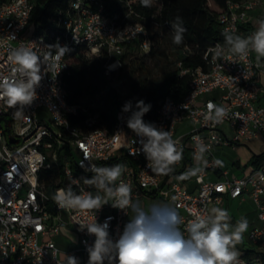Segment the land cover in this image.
Returning <instances> with one entry per match:
<instances>
[{"label":"built area","instance_id":"built-area-1","mask_svg":"<svg viewBox=\"0 0 264 264\" xmlns=\"http://www.w3.org/2000/svg\"><path fill=\"white\" fill-rule=\"evenodd\" d=\"M262 2L264 0H226L225 9L216 16L219 31L223 33L229 29L239 35L240 26L251 24V11ZM33 6L34 0L0 2V75L9 73L8 52L21 43L35 42L44 52L47 51L44 46L59 42L71 51L62 59L61 64L66 63V66L56 77L55 73L44 75L37 89L38 98L26 107L24 118L14 119V109L0 101V264H66L65 254L74 255L80 264L87 263L86 248L93 244L95 237L87 235L86 230L79 231L76 223L81 219L91 220L93 213L84 215L77 210L60 209L52 199L71 179L81 182L73 186L77 192L85 189L96 194L94 188L83 184V178L92 176L80 165L82 161L88 164L86 157L97 166L124 160L122 165L126 170L122 179L131 186L133 199L159 195L177 210L182 219L180 231L185 235L187 224L195 214L210 210L211 204H221L222 193L232 199L250 198L258 223L250 228L247 238L256 245L257 255L247 259L243 257V250L239 264H261V254H264V160L249 173L233 176L227 168L215 163L218 159L212 155V149L215 146L234 147L264 134V105L256 104L261 94L257 77L264 73V59L258 64L255 54L249 53L244 59L234 57L235 62L213 61L211 49L217 44L224 45L214 41L205 50L203 68L187 66L182 60L177 62L178 74L189 78L187 91L180 99L165 96L156 116L144 121L169 130L192 158L195 153L192 137L195 135L210 145V151L205 155L207 165L203 172L195 176L196 191H189L179 180H169L167 188H161L166 176L148 169L142 152L130 155L140 147V138L126 124L130 114L118 110L112 129L100 122L97 112L70 123L69 116H75L78 109L66 101L62 80L69 56L78 46H86V54L97 55L104 50L108 54L107 72L113 65H119V57L127 45H137L147 52L153 42L151 34L161 28L173 33L168 21L161 23L155 18L163 7V0H151L147 7H152L154 12L150 16L137 9L144 6L141 0H70L64 9H58L48 19L50 42L43 33L27 32ZM146 20L151 29L146 26ZM209 102L229 110L223 123L212 126L203 122L201 114L207 111ZM40 108L49 112L48 121L37 117ZM187 121L192 123L191 127L178 134L177 126ZM223 126H228L231 132ZM53 169L61 171L64 183H60V175L56 177L51 181L52 194H48L47 182L52 178ZM207 169L218 170L222 179L206 180ZM126 211L127 214L109 203L96 212L97 222L109 224L110 238L115 240L122 233L131 210ZM64 229H70L76 236L75 246L68 250L60 249L51 237Z\"/></svg>","mask_w":264,"mask_h":264},{"label":"clouds","instance_id":"clouds-1","mask_svg":"<svg viewBox=\"0 0 264 264\" xmlns=\"http://www.w3.org/2000/svg\"><path fill=\"white\" fill-rule=\"evenodd\" d=\"M144 6H150L151 0H141ZM173 43H183L186 29L180 17L171 24ZM224 45L217 44L211 49L213 61L235 62L234 57L244 59L254 53L257 63L264 59V19L258 21V27L246 37L235 34L234 30L225 29L222 33ZM14 38V37H13ZM47 51L41 52L35 42L8 52L10 71L0 75V101L14 109V119L24 118L26 107L31 106L38 98L37 89L41 86L44 75L60 73L65 64L62 59L71 49L59 42L46 45ZM246 78V77H245ZM151 105L138 100L133 106L127 101L122 107L127 116L126 124L137 137L139 148L130 155L141 152L147 160V168L157 175H170L175 166L183 159V149L169 130L157 127L154 123L145 122L143 117L150 111ZM205 124H221L229 115V110L213 102L207 104V111L201 114ZM195 146L194 159L196 166L187 169L178 179L187 180L202 173L207 165L205 155L210 145L195 135L192 137ZM88 164L80 163L85 171L91 172V178H83V184L94 188L96 194L85 189L77 192L75 186L80 180L71 179L68 186L58 189L52 199L60 209L77 210L86 215L93 213L91 220L81 219L76 224L79 231L86 230L87 235L94 236L92 245L87 246V264H239L237 245L243 240L248 229V220L241 218L235 225L226 209L212 207L205 213H197L187 224V235L180 231L182 222L177 210L169 205L157 203L145 208L139 200H134L132 188L125 183L122 176L125 166H97L86 157ZM222 166V161H215ZM102 193V194H101ZM111 204L113 208L127 209L133 213L117 239L110 238L109 224L99 223L96 212L103 206ZM85 244L87 242L85 241ZM66 264H80L74 255H66Z\"/></svg>","mask_w":264,"mask_h":264},{"label":"trees","instance_id":"trees-1","mask_svg":"<svg viewBox=\"0 0 264 264\" xmlns=\"http://www.w3.org/2000/svg\"><path fill=\"white\" fill-rule=\"evenodd\" d=\"M4 1L6 0H0V2ZM225 1L163 0V7L155 15V18L161 23L168 21L170 26L177 17L181 18L183 27L186 29L181 45L186 51L182 52L179 59L185 65L203 68L205 65L203 56L209 44L214 41L224 44V37L219 31L216 16L225 9ZM69 2L70 0H34L27 32L43 33L48 42H50L48 19L58 9H64ZM137 9L149 16L154 12L152 7L139 6ZM144 22L151 29L150 22L148 20ZM240 27L244 28L242 25ZM157 31L151 34L153 42L147 52L140 50L137 45H127L124 53L119 57V66L121 68L124 67L126 63L125 58L131 56V61L138 62L137 68L141 73L145 74L147 68L144 58L154 53V40ZM86 52V46L81 45L76 47L69 56L68 69L62 80L66 92V101L71 105L77 106L78 109L75 116H69L70 123L82 120L88 113L97 112L100 122L105 127L112 129L116 112L122 109L125 102L132 101L134 106L141 99L146 104L151 105L150 111L143 117V120H147L156 116L160 102L165 96L180 99L187 91L189 78L187 76H180L177 69L167 67L162 71L160 79L153 82L147 80L146 73L141 78V90L137 91L130 99H123L114 88L109 86L108 75L105 73L108 54L102 50L99 54L88 58ZM138 53L140 56H136ZM103 89L106 90V95L99 106H91L85 103L88 98H95ZM262 159H264V152L253 154L249 160V164L256 167ZM183 160L184 162L188 160L186 150H183ZM59 175L61 179L60 183H64L61 171L54 170L51 180L47 182L48 194H52L51 181ZM256 255L257 251L255 249H246L243 253V257L247 259H252ZM261 259V264H264V254H261Z\"/></svg>","mask_w":264,"mask_h":264},{"label":"rangeland","instance_id":"rangeland-1","mask_svg":"<svg viewBox=\"0 0 264 264\" xmlns=\"http://www.w3.org/2000/svg\"><path fill=\"white\" fill-rule=\"evenodd\" d=\"M172 38L173 33L167 29L161 28L157 31L156 38L154 40V53L151 56L144 58L147 68V70H145V74L147 73L146 76L149 82L159 80L162 71L167 67L176 69L177 62L180 60L179 57L181 56L182 52L186 51L181 44H174ZM87 56L88 58H92L95 56V53L89 52ZM136 56H140V54L138 53ZM131 59V56H127L125 58V66L122 68L117 65L112 69L107 70V72L105 71V73L108 75L109 86L114 88L117 94L123 99H130L134 94H136L137 91L141 90V78L145 76V74L141 73V71L137 68L138 62H134L133 60L131 61ZM111 70H113V72L110 73ZM105 95L106 90L103 89L95 98H88L85 103L88 105L90 104L91 106H99ZM37 117L45 122L50 118V114L45 108H40L37 112ZM190 125H192V123H190ZM239 146H243L245 148L244 150L247 151L249 147L253 153H260L264 151V147L260 145L258 140L248 141L244 145L235 144V149ZM242 152L226 148L221 152V156L227 161H232L238 156L242 157ZM134 200H139L142 206L145 208H148L153 204L161 203V197L159 195L156 197H137L134 198ZM217 207L226 209L229 212L231 217L230 223L232 225H235L236 222L241 218H246L248 220V229L243 234L242 242L236 247L240 254L247 248L254 249L256 246L247 238L250 228H252L255 223H258V221H255L253 215L254 208L252 202L248 199L241 202L239 200L224 199L223 202ZM132 215L133 213L131 212V217ZM51 237L57 246L62 250H68L75 246V238L74 234L72 233H69L67 237L60 234Z\"/></svg>","mask_w":264,"mask_h":264},{"label":"crops","instance_id":"crops-1","mask_svg":"<svg viewBox=\"0 0 264 264\" xmlns=\"http://www.w3.org/2000/svg\"><path fill=\"white\" fill-rule=\"evenodd\" d=\"M251 16H252V20H251V24L250 25H245L244 28H242V31L239 35L241 36H248L249 32H254L256 30V28L258 27V21L261 19H264V2H262V4L260 6H258L255 10L251 11ZM248 29H247V28ZM245 29H247V31H245ZM257 81L259 82L260 86H261V94L259 95V97L256 100V104L258 105H264V73H260L259 76L257 77ZM191 127L189 122H183L181 124H179L177 126V133L178 134H182L184 132H186L189 128ZM223 129L226 130L228 133L231 132L230 128L228 126H223ZM251 140H258V142L260 143V145L262 147H264V134H261L258 138H253V139H249L246 141L241 142L239 145H244L246 142L251 141ZM226 148H230V149H234V150H238L239 152H242V157L238 156L237 158H235L232 161H227L226 159L222 158L221 156V152L226 149ZM245 148L243 146H239L238 148L235 149L234 147H225V146H215L212 149V155L218 159L219 161H222V167L223 168H227L229 171L230 175L233 176H241V175H245L247 173H249L252 169H254V165L249 164V160L251 159L253 154H260V153H253L251 152V149L248 147V151L244 150ZM245 151V152H244ZM186 156L188 157V160L186 162H184V160L182 159L181 163L175 166V170L172 174L167 175L165 177V179L163 180V182L161 183V188H167L168 185V181L169 180H179L181 183H183L186 188L189 191H196L198 189V184L195 180V176L191 177L190 179L187 180H180L178 179V177L183 174L187 169L192 168L194 166H196L197 161L191 157L190 152L188 150H186ZM206 159V157H205ZM264 160V159H262ZM125 161L122 160L121 162H116V163H124ZM115 163V164H116ZM205 179L209 180V181H220L222 179V175L220 174V172L218 170L215 169H207L206 175H205ZM222 202L225 199H232L229 198L226 194L222 193ZM145 196H152L151 194L145 195ZM250 200V198L248 197H243V198H235L233 200H239L241 201H245V200ZM221 202V203H222ZM252 202V201H251ZM161 203H165L168 204L166 201L161 200ZM253 204V202H252ZM220 205V204H219ZM219 205H215V204H211L210 208L212 207H217ZM254 208V205H253ZM253 215L255 218V221H257L256 219V212H255V208L253 210ZM131 218V211H130V215L127 218V220L125 221L124 225H123V229L125 224L128 222V220ZM256 224V223H255ZM72 233L74 234V232H72L70 229H64L60 235L66 236ZM74 243L76 242V236L74 234ZM256 246V245H255ZM256 248V247H255ZM254 248V249H255ZM247 249H252V248H247ZM246 250V249H245ZM243 252V251H242ZM84 264H87L86 262H84Z\"/></svg>","mask_w":264,"mask_h":264},{"label":"water","instance_id":"water-1","mask_svg":"<svg viewBox=\"0 0 264 264\" xmlns=\"http://www.w3.org/2000/svg\"><path fill=\"white\" fill-rule=\"evenodd\" d=\"M11 141H13V140L11 139Z\"/></svg>","mask_w":264,"mask_h":264},{"label":"bare ground","instance_id":"bare-ground-1","mask_svg":"<svg viewBox=\"0 0 264 264\" xmlns=\"http://www.w3.org/2000/svg\"><path fill=\"white\" fill-rule=\"evenodd\" d=\"M113 67H114V65H113Z\"/></svg>","mask_w":264,"mask_h":264}]
</instances>
